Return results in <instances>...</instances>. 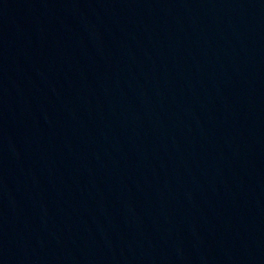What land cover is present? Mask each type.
<instances>
[{
  "label": "water",
  "instance_id": "obj_1",
  "mask_svg": "<svg viewBox=\"0 0 264 264\" xmlns=\"http://www.w3.org/2000/svg\"><path fill=\"white\" fill-rule=\"evenodd\" d=\"M0 264H264V0H0Z\"/></svg>",
  "mask_w": 264,
  "mask_h": 264
}]
</instances>
